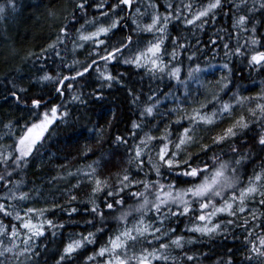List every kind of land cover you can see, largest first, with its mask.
<instances>
[{"label":"trees","instance_id":"trees-1","mask_svg":"<svg viewBox=\"0 0 264 264\" xmlns=\"http://www.w3.org/2000/svg\"><path fill=\"white\" fill-rule=\"evenodd\" d=\"M138 1L133 0L128 14L122 0H0V180L7 178L11 164L21 162L18 179L23 183L22 192L31 196V207L39 211L35 220L31 218V226L40 229L39 234L28 235L31 254L22 253L28 249L25 247L16 248L13 256L0 250V264H104L102 258H96V249L108 247L141 216L150 225L163 217L159 231L125 239L107 256L113 263L106 264H117L121 258L129 262L163 247L172 254L152 264H212L210 260L264 264V238L257 242L253 236L257 227L264 236V219L259 224L243 220L239 237L226 240L193 229L207 213L199 200L191 202L188 210L164 208L166 213L141 205L145 197L173 183H192L188 179L181 183L177 177L189 168L232 170L238 182L232 192H238L251 182L254 166L263 163L264 167V145L259 143L264 116L257 112L256 102L260 97L264 103V70L256 71L247 64L253 51H264V2L255 6L257 0H219L220 6L205 18L199 31L196 25L205 19L196 20L195 14L210 0H167L173 7L169 10L172 16L185 19L169 18L176 29L170 30L164 54L190 52L193 65H201L209 57L210 62L228 68L206 75V87L219 92L216 98L211 94L189 99L190 104L186 102L182 109L175 105L178 102L162 99L172 87L161 84L156 70L119 60L141 37L129 25ZM154 1L161 9L166 3ZM110 13L116 20L107 23ZM95 18L102 20L84 31L115 27L100 37L101 46L88 44L89 51L86 46L78 49L71 39L75 25ZM188 18L194 21L185 26ZM129 38L130 44L114 55L113 62L100 60ZM79 63L81 67L76 68ZM97 65L102 66L100 78ZM236 90L248 98L247 106L235 97ZM228 99L230 108L224 111ZM199 110L214 111L216 119L186 124L191 134L187 142H181L183 134L177 128L185 126L179 123L187 121L186 113ZM243 116L249 122L258 121L259 126L252 122L243 127L240 136H227L232 120ZM30 130L41 134L29 136ZM166 143L170 149L165 159L177 153L179 164L166 168L161 162L158 175L151 168L155 157L148 153L159 154ZM175 144L176 153L172 150ZM4 147L13 152L10 158L1 156ZM227 155L233 159H224ZM227 181V185L233 183L228 177ZM132 182L134 188L129 186ZM226 191L228 200L230 191ZM24 193H19V199ZM3 194L2 190L1 232H20L22 221L13 220L9 199ZM262 200L254 202L261 205V214ZM36 203L42 206L36 208ZM77 237L86 243L80 251L68 252V245ZM179 237L184 239L183 246L177 248L173 242Z\"/></svg>","mask_w":264,"mask_h":264},{"label":"rangeland","instance_id":"rangeland-1","mask_svg":"<svg viewBox=\"0 0 264 264\" xmlns=\"http://www.w3.org/2000/svg\"><path fill=\"white\" fill-rule=\"evenodd\" d=\"M218 1L219 0H210L204 5H202V8L195 14L196 18L194 19L202 20L210 16L220 6ZM259 1L264 2V0ZM165 2L166 3L165 6L162 8V12V9L154 0L138 1L134 11L131 13V22L129 21V25L131 26L132 32L135 35H141V37H139L136 43L127 52L119 56V60L124 63H132L137 66V68L151 70H159L160 68H162L161 66L163 64L164 69L162 71L163 77L160 79L161 84L164 82V84L169 83L168 85H170L172 88L170 87L171 90H169L170 88L168 89L167 86V89L169 91L167 92V95H165L162 99L171 102H178V104L175 105H177L179 108L182 107L183 109L184 104L186 102V105L188 106L190 104L189 99H192V101L194 98L196 100H199L206 96H210L211 94L214 95V97L216 98L219 92L216 93L215 90L211 92V89H208V87H206V75H210L212 72L218 69H228L226 65L222 63L219 64L216 62H210L211 59L209 57H207L203 62L200 61L201 65H193L194 60L189 54L190 52L185 51H183L181 55L175 54L174 52L167 53L166 56L163 55L164 46L166 43L169 42L167 38L170 36V34H168V28L172 29L171 33H173V29H176L175 26L172 27L164 21L165 18L167 19V21L169 20V18L175 19L174 16H172V14L169 12V10L173 8L172 4L166 0ZM255 6H259L258 2L256 1ZM166 14L168 16H166ZM106 17L107 18L105 19V22L107 23L116 20V15L113 16V13L106 15ZM102 18H95L94 20L88 21L87 23H80V27L77 28L76 26L78 24L75 25L73 31L75 30V28L76 30L74 32L72 31L71 35V39H74L75 47L79 49V47L86 46L85 51H89V45L101 46L104 43L100 37L108 33V31L113 29V27L115 26H100L93 32L89 33L84 31L85 29H90L92 28V26L101 22ZM205 22H207L206 19L197 23L196 26H198L199 31L203 29L201 24ZM82 25L84 26V28L81 29ZM251 27L253 28V26ZM127 28L129 29V26ZM177 29L179 30V28ZM253 31L254 34L258 32L256 28ZM196 34L200 35L199 33ZM182 36L185 37L184 34ZM261 55H264V52L253 51L249 56L247 62L248 66L252 67L256 71L264 70V62L261 64L256 63L257 59ZM80 65L81 63L75 65V67H81ZM95 67L97 71L96 76L100 78L99 72L102 66L97 65ZM103 76L108 77L106 73H103ZM47 78L48 76H45V79ZM235 92V97L242 103V105L247 106L248 103H245V100L248 101V98H246V96L244 97L243 93L240 90H236ZM155 99L161 98L155 97ZM210 102L212 103V101ZM229 102L230 101L228 99L226 102L223 103L224 111H228V109L230 108ZM256 102L258 103L257 112L264 116V103H262L263 101ZM148 111H150V108L148 109ZM186 114V116H188V123L191 121L195 124L212 123L216 119L214 111L210 113L204 110H199ZM252 122L253 121L249 122L245 120V116L241 118L238 117L234 121L232 120V123H230V127L227 131V136H229V134L233 136H240L241 131L244 130L243 127L247 128L248 125H251ZM262 122H264V119ZM232 124L234 126H232ZM253 125L259 126V122L254 121ZM32 133H34L36 136H40L41 134V132L30 130L28 132L29 136H31ZM181 133L183 134L181 135V142H187L189 130H181ZM262 139L263 138L260 139L261 142ZM177 147L178 146L175 144V146L172 148L175 153ZM169 149L170 144L166 143L161 147V151L159 152V154L158 152L157 154H153L150 152L148 153V155H154L155 157V159L151 161V168L153 170H155V167L157 168L156 170L159 169L160 162L168 156ZM2 150L3 151L1 156L3 157L5 156L7 158H10V154L13 155V152L10 153V151H8V149H6L5 147L2 148ZM177 156L178 154L174 157L175 164H179L177 160H175ZM224 159H233V157L231 155H227ZM262 164L263 163L253 167V169L255 168V175L251 179V182L243 189V191L233 192L229 195V198L232 200L227 201H225L227 199L226 195L224 194L221 198L220 194L223 182L228 177L229 180L233 183L229 184L231 185V187L227 188H233L238 184L236 176L232 170H229L228 172L225 168L223 170H217L218 166L212 169L210 179H204L201 184H198L197 187L193 189L195 191V196L197 200H201L202 196L213 195L217 196L218 198H221L223 201L219 204H215L213 210L209 213V215L203 218L200 223L193 227V229L206 235L215 234L214 236H223L226 240H228L239 237L243 220L247 219V222L252 224L261 223L264 219V213L260 216L256 214L258 212L259 207L254 204V202H256L257 198H264V167L261 168ZM170 166L171 163L167 167L169 168ZM226 166L228 167V165ZM10 169L12 170H10L9 172L5 171L7 173V178L3 179L4 182L0 180V192L3 190V196L9 199L8 206L12 210L11 214L13 216V220H15V222L22 221V223L20 224L22 225L23 230L20 232H11L10 230H7V232L5 233L1 232L0 229V250L3 252V254H9L10 256H13L15 254L16 248L21 251V249L25 247L28 249L22 251V253L31 254V243H28L29 241H31V239L29 240L28 238V235L31 236L30 220L31 218L33 219V216L35 217V214H37L39 211H37V209L35 210L33 206L31 207V196H27L26 193L22 192L24 191L22 189L23 183H21L20 179H18V177H20L19 173H21V162L16 163L14 167L11 164ZM195 173L196 172H193L192 175H194ZM129 186L131 188H134L136 186V183L132 182ZM19 193H24V198L22 200L19 199ZM241 193L242 200L244 203L237 202L241 198ZM189 196V190H179L174 185H170L166 190H160L150 196L145 197L141 205L146 206V208L150 207L158 209L160 206H164L167 208L179 210V208L184 206L186 200H191ZM213 201L214 200L212 199V202ZM261 202L264 203V199ZM41 206L42 205L40 203H36V208ZM31 209H33L32 213ZM146 211L147 209H145V212ZM199 214L200 212H198V215ZM147 220L148 218L146 216H141L138 220L132 223L133 226L131 228L126 231L120 232L118 234V237L114 238L115 241L111 242L108 247H104L99 250L96 249V258H102V260L105 261L104 264H106V262L113 263L112 258H107V256H110V254H112L118 249L117 244L122 243L125 239H135L146 234L150 235L158 232L161 228L159 224L164 220V218L160 217L158 223H153V225L147 224ZM152 228L154 229L152 231H149ZM180 233L181 231H179L177 234ZM183 240L184 239L181 237L177 238L173 242V246L177 248L182 247ZM84 243H86L84 238L82 239L80 237H77L75 240H73V242L69 244L71 245L69 247V249L72 250L71 253H76L80 251L83 248ZM170 250L171 249L169 248L163 247L155 252H149L146 256L136 257V259L132 258L129 262H126V259L123 260L121 258L119 263L117 264H130L131 262H136L135 264H143L144 262L152 263L155 260L164 261V259L167 258L166 256L171 253ZM195 250H197V248L194 249V252ZM222 256L223 255L221 254L219 257L223 258ZM221 261L222 260L215 262L213 260H210L209 262L212 264H220L219 262Z\"/></svg>","mask_w":264,"mask_h":264},{"label":"water","instance_id":"water-1","mask_svg":"<svg viewBox=\"0 0 264 264\" xmlns=\"http://www.w3.org/2000/svg\"><path fill=\"white\" fill-rule=\"evenodd\" d=\"M123 3L128 7V10H130V4H131V0H123ZM114 53V52H113ZM113 53H111L109 56H111ZM263 58H261L259 60V62L262 61ZM146 264V263H145Z\"/></svg>","mask_w":264,"mask_h":264},{"label":"flooded vegetation","instance_id":"flooded-vegetation-1","mask_svg":"<svg viewBox=\"0 0 264 264\" xmlns=\"http://www.w3.org/2000/svg\"><path fill=\"white\" fill-rule=\"evenodd\" d=\"M254 37H255V38H258V37H259V34H258V33H255V34H254ZM189 170H190V171H194V169H191V168H189Z\"/></svg>","mask_w":264,"mask_h":264}]
</instances>
